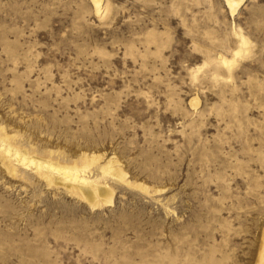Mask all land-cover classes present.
<instances>
[{
	"label": "rangeland",
	"instance_id": "1",
	"mask_svg": "<svg viewBox=\"0 0 264 264\" xmlns=\"http://www.w3.org/2000/svg\"><path fill=\"white\" fill-rule=\"evenodd\" d=\"M1 140L113 195L0 156V264H258L264 0H0Z\"/></svg>",
	"mask_w": 264,
	"mask_h": 264
},
{
	"label": "bare ground",
	"instance_id": "2",
	"mask_svg": "<svg viewBox=\"0 0 264 264\" xmlns=\"http://www.w3.org/2000/svg\"><path fill=\"white\" fill-rule=\"evenodd\" d=\"M92 1L94 6L96 7L97 12L99 13L101 10L102 0H92ZM225 1L228 2V6L230 7L232 14H234L239 8V6L245 0H225ZM236 35L238 36L240 43L242 45H247L246 38L241 33H237ZM219 60L222 62V64L225 67H229V68H231L235 63V60H229L224 58L223 56H221ZM191 103L193 107L199 105V102L196 99L190 102V104ZM0 156L3 163L7 165L6 167H8V169L13 173L15 172L17 166L14 165L15 164L14 162L22 163L23 166L34 165V167L36 168L35 170H38V172L41 173L40 175L46 178L51 184L54 182L55 184H58L56 180H60L62 184L65 185L66 189L68 188L72 193L75 192L84 200L89 201L93 208L112 203L113 192L110 190L111 187L107 189L102 186L103 183H101L99 179L92 178L93 179L92 180L91 177L87 176L90 167L92 165L99 163L100 161L98 159L99 157L94 158L91 161H88V163L85 164L83 167H78L77 165L66 166L58 162H53L48 160L43 161V160H37L32 157H27V155L25 156L19 150L14 149V147L6 143V140L3 141L1 140L0 142ZM115 163H113L110 160V162L107 165L106 164L102 165L103 167L100 169H102V172L106 175L107 174L113 175L115 176L113 178L124 180L125 174L122 170L123 168L122 169L120 168L121 167L119 166L120 163L119 164H115ZM260 252L261 253L258 259L259 260L258 264H264V245Z\"/></svg>",
	"mask_w": 264,
	"mask_h": 264
}]
</instances>
